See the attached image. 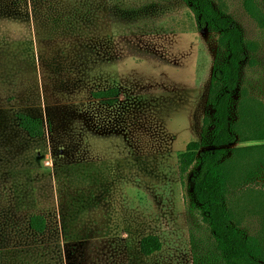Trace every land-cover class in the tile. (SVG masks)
Wrapping results in <instances>:
<instances>
[{
  "label": "rangeland",
  "instance_id": "obj_1",
  "mask_svg": "<svg viewBox=\"0 0 264 264\" xmlns=\"http://www.w3.org/2000/svg\"><path fill=\"white\" fill-rule=\"evenodd\" d=\"M213 2L254 43L243 87L256 115L233 147H256L230 152L228 198L259 235L264 26L244 0ZM216 52L185 0H0V264H221L194 199L199 166L181 175L178 162L210 114ZM111 87L113 105L93 95ZM20 114L41 119L43 135ZM35 214L43 234L29 227ZM149 234L162 248L146 256Z\"/></svg>",
  "mask_w": 264,
  "mask_h": 264
},
{
  "label": "trees",
  "instance_id": "obj_2",
  "mask_svg": "<svg viewBox=\"0 0 264 264\" xmlns=\"http://www.w3.org/2000/svg\"><path fill=\"white\" fill-rule=\"evenodd\" d=\"M185 1L199 26L217 34V52L208 90L210 114L203 119L201 138L190 141L179 154V170L181 175H185L193 164L199 166L191 177L194 199L211 229L220 263L264 264V222L259 235L249 234L241 227L228 198L233 182V170L228 165L230 152L256 147H233L239 139L246 140L244 129L249 124L247 120L256 115L247 104V93L243 87V65L247 61L255 63L249 59L254 43L245 38L235 20L213 0ZM244 6L264 26V14L257 10L254 0H244ZM119 92L118 87H111L93 95L113 105ZM238 92L242 94L240 100L236 98ZM237 107L240 109L239 119L234 114ZM19 120L20 126L31 136L43 135L41 119L20 114ZM254 132L256 139L264 140V128ZM248 175L252 176V172ZM29 227L35 233L43 234L47 229L46 218L40 214L32 215ZM161 248L162 241L157 235L149 234L141 239L140 250L146 256Z\"/></svg>",
  "mask_w": 264,
  "mask_h": 264
}]
</instances>
